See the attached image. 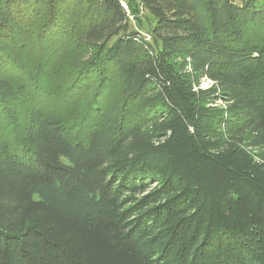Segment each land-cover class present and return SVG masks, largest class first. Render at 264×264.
<instances>
[{
  "label": "trees",
  "instance_id": "obj_1",
  "mask_svg": "<svg viewBox=\"0 0 264 264\" xmlns=\"http://www.w3.org/2000/svg\"><path fill=\"white\" fill-rule=\"evenodd\" d=\"M127 1L0 0V264H264V0Z\"/></svg>",
  "mask_w": 264,
  "mask_h": 264
},
{
  "label": "built area",
  "instance_id": "obj_2",
  "mask_svg": "<svg viewBox=\"0 0 264 264\" xmlns=\"http://www.w3.org/2000/svg\"><path fill=\"white\" fill-rule=\"evenodd\" d=\"M138 1H139V7H140V9H141L140 15H142V14H143V10H145V9H144V7H143L141 1H140V0H138ZM121 3H122V5H123V7L125 8V10H126L128 16H129L130 19L132 20V22L135 23V15L132 13L131 8L129 7L128 1H127V0H121ZM135 27H136V26H135ZM139 31H140V34H141L146 40H148V41H151V40H152V36H151V34H150L149 32H145V31H143V30H139ZM188 61L190 62V59H188ZM187 68H188L189 70L192 69L190 63L188 64ZM214 83H215L214 80H212L211 78H209V77H207V76H204V77H202V79H201V83H200V86H199V87H200V88H209V87L213 86ZM195 89H198V87L195 86ZM219 101H220L222 104H224V101H223L222 99H220ZM217 103H218V102H217Z\"/></svg>",
  "mask_w": 264,
  "mask_h": 264
},
{
  "label": "rangeland",
  "instance_id": "obj_3",
  "mask_svg": "<svg viewBox=\"0 0 264 264\" xmlns=\"http://www.w3.org/2000/svg\"><path fill=\"white\" fill-rule=\"evenodd\" d=\"M141 1V0H140ZM137 2H139L138 0H137ZM140 8V7H139ZM140 12H141V9H140ZM142 18H143V22H144V25L145 26H143L145 29H143V31H145V32H148L147 30H146V28H147V25L149 24V17H148V15H147V13H146V10H143V14H142ZM134 23V22H133ZM153 23H154V20H153ZM64 79L66 80V79H68V76H65L64 75ZM219 104H222L220 101H217ZM19 112H20V109H19ZM17 114H18V111H17Z\"/></svg>",
  "mask_w": 264,
  "mask_h": 264
}]
</instances>
